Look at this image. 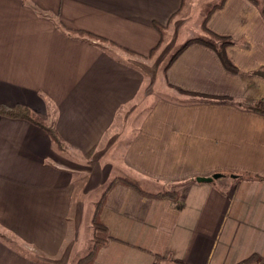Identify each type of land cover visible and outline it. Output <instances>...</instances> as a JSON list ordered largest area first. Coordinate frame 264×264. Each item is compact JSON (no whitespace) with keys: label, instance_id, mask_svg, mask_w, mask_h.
Masks as SVG:
<instances>
[{"label":"crops","instance_id":"0c3cea01","mask_svg":"<svg viewBox=\"0 0 264 264\" xmlns=\"http://www.w3.org/2000/svg\"><path fill=\"white\" fill-rule=\"evenodd\" d=\"M191 1L0 0V104L64 145L0 115V264H76L94 218L91 264L264 263V114L240 106L264 97V16L224 0L206 20L236 73L200 41L163 62L153 23L180 28Z\"/></svg>","mask_w":264,"mask_h":264},{"label":"trees","instance_id":"16d2710c","mask_svg":"<svg viewBox=\"0 0 264 264\" xmlns=\"http://www.w3.org/2000/svg\"><path fill=\"white\" fill-rule=\"evenodd\" d=\"M223 2H224V0H221L220 2L209 7L207 9L205 17L201 20V26H202V28H204L208 32L209 37L206 39L205 38H190V39H188L173 54V56L170 58L169 62H171L189 43L194 42V41H200V42L208 45L209 47H211L217 53L221 63L223 64V66L225 67L226 70H228L229 72H232V73L238 72V68L228 59L226 52H225L226 46L231 44L232 40H230L228 37L216 35L215 33L208 31V29H206V26H205L206 20H207L209 14L215 8L222 6ZM252 2H254L258 6L261 14L264 16V2L260 3L257 0H252ZM153 26L160 33V44H161L165 38V27L160 25V24H157V23H153ZM68 32L70 34H77L80 37L86 36V37H89L91 39H95V40H99V41L105 40L104 38H102L98 35H94L92 33H88V32L81 31V30H68ZM157 48L158 47L154 48L150 52V54H154L155 51L157 50ZM240 106H243L245 108H248V109H251L253 111L264 114V97L260 98L258 100L252 101L250 103H247V104L240 103ZM0 115L7 116V117L22 118V119H25V120L31 122L32 124L37 125L41 129H43L52 138V140L55 142L58 150H63V148H64L63 142L61 141V138L59 137V135L55 131V129H53L51 126H49L40 117L35 115L29 108H27L25 106H7V105L0 104ZM118 180L122 181L126 185L133 187L134 189L138 190L140 193L147 195V196L173 197V198L176 197V193L173 191H165L162 193H149L147 191H144L138 183H136V182H134L128 178H120ZM110 184H112V183H110ZM103 192L104 193H102V196L100 197L99 201L95 205L96 211L102 207V201H103L102 199H103V196L106 193V191H103ZM92 225H93V245H92V248L85 256L81 257L77 261L76 264H91L93 261V258H94V254L97 251V249L100 248L103 244H105V242L110 238V235L107 232V227L102 222H100L97 218L93 219ZM154 264H161V262L158 261V262H155ZM237 264H264V263H259L255 256H250L247 259H245V260H243Z\"/></svg>","mask_w":264,"mask_h":264},{"label":"rangeland","instance_id":"374dc122","mask_svg":"<svg viewBox=\"0 0 264 264\" xmlns=\"http://www.w3.org/2000/svg\"><path fill=\"white\" fill-rule=\"evenodd\" d=\"M220 1L221 0H192L191 1V4L187 12L184 14L185 17L188 18V19H185L186 24L182 25L180 28L175 29V30L172 27L171 32L169 34L165 30V38L163 41L164 44L162 45V49L165 47L164 48L165 51L160 56L163 62H167L168 59L181 47V45L188 38L197 35V32H198L197 28H198L199 23L201 22V21L199 22V19L197 17L206 15L207 9ZM257 1H259L260 3L264 2V0H257ZM184 9L185 7H183L179 13H182ZM159 73H160L159 77L160 79H162V69H160ZM145 99L146 97L144 96L143 102H148L147 100L145 101ZM93 198H94L93 195L87 196L85 201L89 202ZM82 231H83V237L81 238V241L83 242V244L79 249L80 257L85 256L91 250L92 245H93V228L91 226L89 227L85 225Z\"/></svg>","mask_w":264,"mask_h":264},{"label":"water","instance_id":"95a60500","mask_svg":"<svg viewBox=\"0 0 264 264\" xmlns=\"http://www.w3.org/2000/svg\"><path fill=\"white\" fill-rule=\"evenodd\" d=\"M219 174H214L212 177H197L198 181H210L212 178H217Z\"/></svg>","mask_w":264,"mask_h":264}]
</instances>
